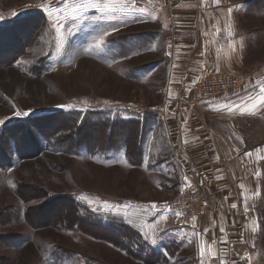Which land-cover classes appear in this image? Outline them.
I'll use <instances>...</instances> for the list:
<instances>
[{"label": "rangeland", "instance_id": "obj_1", "mask_svg": "<svg viewBox=\"0 0 264 264\" xmlns=\"http://www.w3.org/2000/svg\"><path fill=\"white\" fill-rule=\"evenodd\" d=\"M91 2L0 0V131L29 120L43 148L0 168V264H264V0H222L244 49L219 74L245 83L220 105L201 98L188 59L135 34L159 31L143 25L155 5ZM68 116L138 120L142 133L130 154L109 149L118 129L51 139ZM193 187V212H177ZM72 198L79 217L110 227L77 217Z\"/></svg>", "mask_w": 264, "mask_h": 264}, {"label": "crops", "instance_id": "obj_2", "mask_svg": "<svg viewBox=\"0 0 264 264\" xmlns=\"http://www.w3.org/2000/svg\"><path fill=\"white\" fill-rule=\"evenodd\" d=\"M221 5L222 0L219 5L215 0H160L155 10H149L143 18V25L158 27L159 31H136L135 34L144 35L148 42L159 41L160 50L167 51L168 55L170 52L171 57L173 54L176 61L188 59V66L185 67H197L198 79L226 71L237 64L240 59L238 52L244 48L239 45L241 38L235 33L233 17L236 12H229ZM229 33L232 35L229 36ZM232 97L225 96L215 103H229L228 99Z\"/></svg>", "mask_w": 264, "mask_h": 264}, {"label": "trees", "instance_id": "obj_3", "mask_svg": "<svg viewBox=\"0 0 264 264\" xmlns=\"http://www.w3.org/2000/svg\"><path fill=\"white\" fill-rule=\"evenodd\" d=\"M17 55H20V54L19 53L11 54L9 61L6 62L4 65H6V66H7V64L11 65L16 60ZM44 118H46V117H44ZM29 122L30 121L28 120V121H18V122L12 123V124H8L0 131V168L1 169L2 168L3 169L8 168L9 166H11L12 161L14 159V156L18 155L19 158L26 159V158L34 155L33 153L36 150H40L42 148V147H40L41 145L40 146L38 145V139L37 138L34 139L35 141H31L30 139L28 140L26 138V137L32 138L30 135V133H32V129H30V128H32V127H31V122L30 123ZM115 122L109 121V120H101L99 118H86V117H81V119L79 120V119L74 118L72 116H68L65 118V121L59 122V124L57 123L58 127L55 128L56 130L54 129L55 133L53 134L51 139H54L57 136H61L58 134H60L62 132H69L70 134H72L73 129H75V131L77 133L78 132L83 133L84 131H87L89 129H94V128L106 129V130H110V131H112L113 129H114V131L116 129H118L117 131H115V134L117 137H119L120 139H123V140H121L117 144L115 143L116 145L110 143L109 149L110 150H120L121 148L124 147L127 149L128 154H130V150L128 151V149L130 148V145L127 142V140H137V138H139L140 133H142V123L138 120L137 121L136 120L130 121V122H127V123L121 124V125L115 124ZM135 127H137V128H135ZM21 133H23V136H25V137H23L24 140L21 142V147H19V144L18 143L16 144L15 140H16V138H19L18 134H21ZM40 133L42 134L44 132L41 131ZM42 135H44V134H42ZM87 142H91V141H87ZM92 142H94V141H92ZM32 144H35L36 146H34ZM11 145H12L13 151H14L13 156H12V151L8 152V151L4 150V148L6 146L10 147ZM89 146L91 147V150L93 149L92 151L94 153L97 151H100L99 149L104 150L106 148V147H102L99 145H98V148L96 147V145H89ZM70 200L71 201H68L69 207L78 211V215L76 214V216L79 217V208H78L76 200L74 198H72ZM79 218L82 219L87 224H91V225L96 226V227H101L104 229H108V227H110V226H105L104 224H102L98 221L88 220V219L85 220L82 217H79Z\"/></svg>", "mask_w": 264, "mask_h": 264}, {"label": "built area", "instance_id": "obj_4", "mask_svg": "<svg viewBox=\"0 0 264 264\" xmlns=\"http://www.w3.org/2000/svg\"><path fill=\"white\" fill-rule=\"evenodd\" d=\"M153 5H157L159 0H147ZM245 83V79L240 76L235 75H225V74H213L205 77L199 82V89L203 90L204 94L200 95L201 98L211 101H219L225 96H233L236 92L235 90L241 88ZM235 92V93H234ZM143 113L144 109H138ZM161 110V107H155L153 113L158 114ZM179 201L180 207H176V211H181L182 213H192L193 205L200 201V196L198 190L193 187L188 190ZM204 207H208L207 202L203 203ZM217 239H212V244H215Z\"/></svg>", "mask_w": 264, "mask_h": 264}, {"label": "snow or ice", "instance_id": "obj_5", "mask_svg": "<svg viewBox=\"0 0 264 264\" xmlns=\"http://www.w3.org/2000/svg\"><path fill=\"white\" fill-rule=\"evenodd\" d=\"M215 3H216L217 5H219L220 0H215ZM88 6H89V4H82V5H80V7H84V8H87ZM90 6L93 7V8H100L102 11L105 10V9L110 8V5H108V4H104L103 7H101V3L99 2V0H96V2H91V3H90ZM47 10H49V14L51 15V10H50V8L47 9ZM229 12H231V9H229ZM53 26H55V25H53ZM218 34H219V33H218ZM108 35H109V33H108L107 31H105V32H104V33H103V34L97 39V41H96V45H95V46L98 47V48L101 47V46H102V43L105 42V41H104V37H106V36H108ZM231 35H232V34L229 33V36H231ZM233 50H235L234 46H233ZM260 92H261V102H264V88H261V89H260ZM61 107L71 108V107H73V105H61ZM253 107L255 108L256 105H253ZM15 114H16V116H21V115H25V116H27L29 113H28V112H24V113L16 112ZM3 123H4V121H3V120H0V124H3ZM152 207H156V205H152ZM232 207L235 208L236 205L233 204ZM177 215H180V213H177ZM193 219H195V217H193ZM152 243H153V244L156 243L155 239L152 240ZM222 264H223V262H222Z\"/></svg>", "mask_w": 264, "mask_h": 264}]
</instances>
